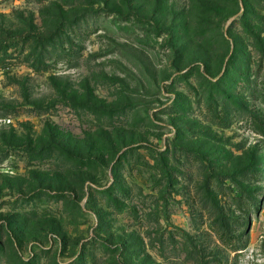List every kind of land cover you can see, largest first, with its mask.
I'll return each mask as SVG.
<instances>
[{
  "label": "rangeland",
  "instance_id": "374dc122",
  "mask_svg": "<svg viewBox=\"0 0 264 264\" xmlns=\"http://www.w3.org/2000/svg\"><path fill=\"white\" fill-rule=\"evenodd\" d=\"M232 3L0 0V264H264V7Z\"/></svg>",
  "mask_w": 264,
  "mask_h": 264
},
{
  "label": "trees",
  "instance_id": "16d2710c",
  "mask_svg": "<svg viewBox=\"0 0 264 264\" xmlns=\"http://www.w3.org/2000/svg\"><path fill=\"white\" fill-rule=\"evenodd\" d=\"M256 1V4H254ZM232 12H229V15H234L235 13L238 12L239 10V0H232ZM242 2V6H243V12L240 16V20L242 23L243 20H245L246 17H248V15H254V9H258V8H262L264 7V1L263 0H241ZM260 2L262 4H260ZM257 7V8H255ZM257 51H258V56L260 58V61H264V46L260 45L257 46ZM246 47L241 45V44H237L235 42V44L233 45V49L231 54L229 55L228 61L226 63L224 72H223V76H228L230 75V73L233 71V67L234 64L238 62V64H245V69L248 70L249 69V64H248V60H249V53H246ZM1 116V114H0Z\"/></svg>",
  "mask_w": 264,
  "mask_h": 264
}]
</instances>
